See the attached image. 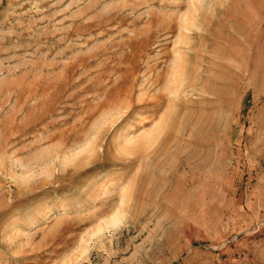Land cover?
Here are the masks:
<instances>
[{
	"label": "rangeland",
	"instance_id": "1",
	"mask_svg": "<svg viewBox=\"0 0 264 264\" xmlns=\"http://www.w3.org/2000/svg\"><path fill=\"white\" fill-rule=\"evenodd\" d=\"M0 264H264V0H0Z\"/></svg>",
	"mask_w": 264,
	"mask_h": 264
},
{
	"label": "bare ground",
	"instance_id": "2",
	"mask_svg": "<svg viewBox=\"0 0 264 264\" xmlns=\"http://www.w3.org/2000/svg\"><path fill=\"white\" fill-rule=\"evenodd\" d=\"M118 219V218H117Z\"/></svg>",
	"mask_w": 264,
	"mask_h": 264
}]
</instances>
